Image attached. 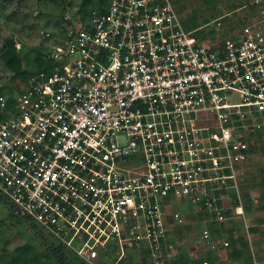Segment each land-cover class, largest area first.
<instances>
[{"label":"built area","instance_id":"obj_1","mask_svg":"<svg viewBox=\"0 0 264 264\" xmlns=\"http://www.w3.org/2000/svg\"><path fill=\"white\" fill-rule=\"evenodd\" d=\"M249 4L210 42L174 0H108L72 20L52 66L0 93V194L14 214L87 264H172L184 201L211 222L244 215L248 138L264 131V0ZM210 225L205 251L218 248Z\"/></svg>","mask_w":264,"mask_h":264},{"label":"rangeland","instance_id":"obj_2","mask_svg":"<svg viewBox=\"0 0 264 264\" xmlns=\"http://www.w3.org/2000/svg\"><path fill=\"white\" fill-rule=\"evenodd\" d=\"M82 0H1L0 2V55L5 49V38L12 37L19 49L20 55L24 58L29 55L34 59L37 54H42L45 58L46 52L56 44H64L72 20H78L81 15L79 8ZM181 16L189 23V17L196 13L198 16V27L196 35L203 37L206 41L224 40L229 38L233 32L240 27L244 20L252 14L253 8L249 4L250 0H175ZM237 6V7H236ZM239 6V7H238ZM71 16L72 19L67 17ZM191 28V27H188ZM214 30V31H213ZM213 31V32H212ZM46 33H49L46 35ZM34 62H29L27 68H31ZM13 71L3 62L0 56V88L4 87V92L9 87L20 84V78H16ZM264 145V140H260ZM264 168V150L254 153L251 164L246 168L245 180L241 181L244 193L249 196H241L243 204H252L253 208L246 213V220L240 216L239 219L230 223L224 222L225 226H237L235 233L246 234L249 240V247L246 250L245 264H250L248 258L253 259V264H264V236L257 234L252 236L247 231L246 223L256 217L264 216V181L260 174ZM240 174V173H239ZM241 179V178H240ZM243 193V194H244ZM184 205V215L186 223L176 226L184 234L182 250L188 249L194 254L204 255L206 245L200 240V231L205 225L215 223L206 217L197 216L196 206L192 203L182 202ZM31 219L22 220L14 214L13 208L6 197L0 194V264H9L13 254L17 250L24 255L26 244L31 239L33 230L30 223ZM37 224V223H36ZM38 225V224H37ZM213 225V224H212ZM39 226V225H38ZM47 234L50 241H57L45 229L39 227ZM210 228L214 231L213 226ZM232 233L233 235H237ZM215 234V233H214ZM259 235V236H258ZM229 233L221 236L229 238ZM220 239H223L221 238ZM32 249L36 252L46 250V243L41 238L32 242ZM228 246V245H227ZM230 246V245H229ZM226 248L225 253L215 255L219 264H240L231 255L230 247ZM217 252V250L213 251ZM63 260L52 256L46 259L39 256V264H69L68 258L72 257L74 263L81 264V260L70 249H64ZM215 254V253H214ZM40 255V254H39ZM191 255V254H190ZM243 264V263H241Z\"/></svg>","mask_w":264,"mask_h":264},{"label":"trees","instance_id":"obj_3","mask_svg":"<svg viewBox=\"0 0 264 264\" xmlns=\"http://www.w3.org/2000/svg\"><path fill=\"white\" fill-rule=\"evenodd\" d=\"M0 2H1V0H0ZM107 4H108V0H82L80 8H79L80 9L79 12L81 14L80 16L83 20H85L88 18L91 9H94L95 7L100 8V9H105ZM251 8L254 9L253 6ZM183 23L187 28L188 27H191L190 29L197 28L198 27V16H197V14L193 13V15L191 17H189V23L188 24L186 23V19L183 18ZM0 56H1V59L3 60V62L13 71V73L15 74L14 76H16V78L18 77L21 79V80H19L20 84H26L28 79L33 74H35L36 72H38L42 69L47 70L53 64L52 60L44 58L42 54H37V56L34 59H32L29 55H26L23 58L19 53V49L16 46L15 40L10 36H7L5 38V49L3 50V52L1 53ZM29 62H34V64L32 65V67L30 69L27 68ZM16 87L17 86L9 87L8 91L14 92ZM2 92H4V87L0 88V93H2ZM248 140L250 143V146L247 150L248 154L251 155L257 151H263L264 150V145H261L260 148L258 147L259 144H261L260 140H264V131H257L255 134L254 133L250 134ZM252 158H253V156H252ZM252 158L250 157V159H248V161L244 163L245 164V172H246V168H248V166L251 164ZM260 174L262 176V181H264V168L261 169ZM244 178H245V176H242L240 180L241 181L243 180V182H244V180H245ZM242 189H243V186H242ZM222 191H224V190H222ZM228 192H229L230 197L232 198V206L236 205V203L238 201V196H237L236 190L234 188H232ZM243 193L244 192L241 191L242 197L244 195L249 196V194L247 192L244 194ZM252 208H253L252 204H247V203L244 204V209H245V212L247 214H249V212L251 211ZM225 212L228 216L232 217V212H233L232 208H226ZM199 216L201 218L203 216L205 217L204 212H200ZM20 219L26 220V218H22V217H20ZM212 224L214 225L215 236H217V247H218L217 249L219 251L220 256L222 253H225L226 248L229 245H230L229 247L231 248L229 254L231 255V257L234 260H236L238 257H242L244 254H246V250L248 249V247L250 245L246 234L241 233V234L233 235L232 233L238 229V227H237V229H235L236 226H227L226 227L225 224L216 223V222L212 223ZM39 227H41V226H38L36 223L31 221L30 228L33 230V232H32L31 239H29V241H28L29 243L26 244V250H28V251L24 252V255H22V253H20V252L23 250L22 249L17 250L15 252V254H13L9 264H39V259H40L39 256H43L46 259L54 256L55 258H58L60 261L63 260L62 259L63 255H65L64 249L65 248L69 249V248L60 242L57 243L54 240L50 241L48 239L47 234L43 233ZM247 231L250 232V234H252V236H254V237L257 234H262L264 236V216L256 217L255 219L253 218L249 222V224H247ZM227 233H229V236H227V237H229L228 238V242H229L228 246L224 244V241L222 239H220L221 236H223ZM176 234H177V232H176ZM178 234L181 238L184 237L183 236L184 234L179 229H178ZM38 238H41V240L44 243H46V247H47L46 250H43L41 252H36L35 250L32 249V246H33L32 242L36 241ZM213 251L214 250L209 249V250H206L204 252L205 253L204 255L191 258V256L188 254L187 249H183L181 254L178 257L173 258V260L171 262H172V264H191L195 260L196 262H193L194 264H203L204 259H207L209 261V264H219V261H217V258L214 255ZM73 253H75V252H73ZM75 255L81 260V262H80L81 264H87L76 253H75ZM248 260H249L248 262H250V264H253V259H251L249 257ZM73 261H74V259H72V257L68 258L69 264L74 263ZM129 264H131V263H129Z\"/></svg>","mask_w":264,"mask_h":264},{"label":"crops","instance_id":"obj_4","mask_svg":"<svg viewBox=\"0 0 264 264\" xmlns=\"http://www.w3.org/2000/svg\"><path fill=\"white\" fill-rule=\"evenodd\" d=\"M243 184V183H242ZM244 186V185H243ZM240 216H242L243 217V219L244 220H246V212L244 213V215H240V214H236V213H233L232 212V217L229 219V221L231 220V219H233V220H231V222L230 223H234L233 221H235L236 219H239L240 218ZM233 226H235V225H233ZM246 226H247V223H246ZM235 229H237V226H236V228ZM237 230H235L233 233H235ZM235 234H237V233H235ZM223 239L222 240H228V238L227 239H225L224 237H222ZM186 249H187V251H188V254L190 255V253H191V251L188 249V247H186ZM217 250V252H214L215 254L214 255H218L219 256V251H218V249H216ZM215 251V250H214ZM246 255L247 254H244L242 257H238L235 261H239V263L241 264V263H243V264H245L244 262H245V257H246ZM191 256V258H193L192 257V255H190ZM193 262H196L195 260L193 261ZM191 263V264H194V263Z\"/></svg>","mask_w":264,"mask_h":264}]
</instances>
